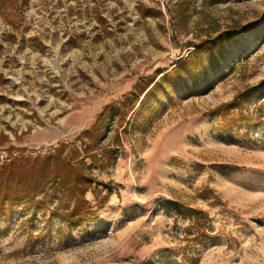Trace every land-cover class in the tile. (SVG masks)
<instances>
[{
  "label": "rangeland",
  "instance_id": "obj_1",
  "mask_svg": "<svg viewBox=\"0 0 264 264\" xmlns=\"http://www.w3.org/2000/svg\"><path fill=\"white\" fill-rule=\"evenodd\" d=\"M182 1L0 0V166L94 178L0 214V264H264V0Z\"/></svg>",
  "mask_w": 264,
  "mask_h": 264
},
{
  "label": "trees",
  "instance_id": "obj_2",
  "mask_svg": "<svg viewBox=\"0 0 264 264\" xmlns=\"http://www.w3.org/2000/svg\"><path fill=\"white\" fill-rule=\"evenodd\" d=\"M193 1H182L181 14H186L189 4ZM203 1L204 4L214 5L222 0ZM233 29L241 30L230 27V30ZM223 34L225 37L231 35L228 31ZM211 36L201 39L198 48L195 49L196 53L208 50L209 46L214 44L215 39ZM219 38L217 36V39ZM191 60L192 55H189L182 63L175 65L169 72L161 76L151 89L166 79H171L179 69L189 65ZM7 140L8 137L2 135L0 144H4ZM93 181L92 175L85 171L84 163L73 164L69 157L62 156V148L57 150L56 154L47 157L15 158L0 166V214L5 213L7 208L11 209L16 203L40 204V195L44 194L52 184H58L63 191H68L71 194L73 200L72 205L68 204L67 206L63 204L62 200L60 201L59 205L65 206L64 210L66 211L62 219L69 222L87 220L92 212L86 193L93 187Z\"/></svg>",
  "mask_w": 264,
  "mask_h": 264
}]
</instances>
